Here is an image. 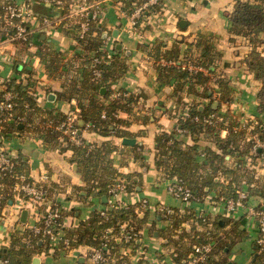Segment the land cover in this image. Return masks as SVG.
I'll list each match as a JSON object with an SVG mask.
<instances>
[{"label": "crops", "instance_id": "1", "mask_svg": "<svg viewBox=\"0 0 264 264\" xmlns=\"http://www.w3.org/2000/svg\"><path fill=\"white\" fill-rule=\"evenodd\" d=\"M14 1L21 3V0ZM121 1L104 0L101 13L106 31H109L113 37L112 43L103 45L102 48L109 56L123 57L126 65V70L110 83V92L105 101L118 98L120 96H116L118 91L124 93L122 95L136 96L133 103L134 111L132 113L120 111L118 114L128 121L124 128L133 134L128 137H134L135 143L123 144L121 137H114L117 148L110 153L112 165L118 172L134 173L136 191L123 192L120 198L133 203L146 197L151 203L161 202L183 213L186 212V208L182 206L179 199L167 191L168 179L158 176V170L154 164L153 139L157 131L173 129L181 113L187 111L189 103L198 102L202 105L208 102V98L188 93L185 85L179 93L180 98H176L173 94V79L166 82L157 77L156 64L159 60L152 56L153 46L157 41H161L164 46H170L175 39L182 38L183 41L180 42L182 53L189 49L194 54H199L193 42L198 33H205L214 51L218 52L217 57L214 58L215 66L212 67L214 70L210 74L209 82L214 89L213 96L219 95L215 79L219 77L226 79L231 87L232 100L226 103L230 113L242 122L248 121L251 124L255 118L264 121V111L259 112L257 108L260 80L254 76L246 61L253 44L247 36L233 34L229 30V14L235 0H163L162 7L148 11L147 15L139 18L135 25L131 23L126 11L122 10ZM31 9L33 16L27 19L31 30L30 45L15 43L6 36L0 38V79L15 77L25 82V74L20 70H30L33 80L31 88L38 106L43 110L52 109L53 112L59 110L66 113L76 100L74 97L67 99L58 96L57 92L64 89V83L81 66L83 55L77 51H81L82 48L70 31L71 28L62 26V22L58 21L59 15L61 21L66 18L63 19L61 13L51 3L35 0ZM43 16L49 17L47 24L42 23ZM181 20L184 22L180 25ZM257 37L260 41L256 43V48L264 54V30L260 31ZM118 44L120 47L117 46ZM40 47L60 52V60L54 70L49 72L45 60L35 52ZM10 58L16 59L15 66L9 61ZM215 102L217 103L214 100L213 105H216ZM226 105L222 104L220 110L223 111ZM143 115L148 116L146 120L141 119ZM250 127V125L247 126V129L249 130ZM248 130L246 137L255 135L248 133ZM220 134L224 136L226 130L222 129ZM82 135L89 141H102L105 138L95 131L85 130ZM178 137L187 144L193 141L191 135L187 133H178ZM198 143L201 147L205 145L214 147L213 143L202 135ZM1 145L13 154L21 155L26 161L30 177L37 179L43 173L49 175L47 182L51 189L50 196L60 205L65 225L76 226L81 219H86L93 209L104 205L102 198L99 200L94 196H87L83 190H81V196L75 192L74 186L81 185L82 180L77 164L67 160L71 150L61 153L42 142L38 134L33 132L28 134V130L3 138ZM134 145L135 147H132ZM137 151H140L141 156H134ZM228 157L226 155V158ZM197 160L203 166H207L204 154L199 153ZM243 166L254 169V176L256 178L258 176V180L264 182V156H259L255 161H250ZM242 182L240 186L248 190V183L244 181L245 183L242 184ZM214 193V190H211L201 200H192L187 205V211H205L211 219L209 229L214 228L216 220L220 225L224 224V229H220L222 232L226 229L230 230L232 224L237 223L236 229L243 230L244 234L237 237L231 247H226L222 255L227 258L226 262L230 260L233 264H251L256 255L255 239L259 233V224L256 217L247 213V204L264 206V195L250 194L246 205H238L227 212L224 205L213 198ZM22 209L27 210L24 222L20 220ZM38 210L32 203L24 201L13 193L12 198L1 210L0 247L10 243V234L13 230L22 231L30 226ZM191 214L181 223L182 229L188 231L191 226L199 229L197 224L192 223ZM143 215L144 212L140 213V216ZM161 219L159 213L154 210L147 211L146 219L140 226L142 236L140 240L138 239V243L141 244L135 250L127 249L125 264H140L138 259L140 249L137 248L142 245H146L148 250L154 253H162L164 264H176L172 257L174 246L166 243L161 235L160 229L164 228L161 224H165ZM203 228L199 230H205ZM89 247L91 245L80 244L66 251L50 249L46 252H37L33 255L31 263L89 264L87 257ZM218 256L213 254V257ZM34 257L37 258L36 261H33Z\"/></svg>", "mask_w": 264, "mask_h": 264}, {"label": "trees", "instance_id": "2", "mask_svg": "<svg viewBox=\"0 0 264 264\" xmlns=\"http://www.w3.org/2000/svg\"><path fill=\"white\" fill-rule=\"evenodd\" d=\"M8 1L15 3L14 0H0V38L14 31V20L10 21L4 15V4ZM122 1L124 3L123 8L131 11V2L133 0ZM263 5L264 0H235L229 14L230 32L247 36L253 44L246 61L254 76L260 80V87L257 92V108L259 112L264 111V54L257 50L256 43L260 41L257 37L258 33L264 30ZM66 6L69 5L66 3ZM158 7L159 5L155 4L150 9ZM89 22L90 27L82 38L77 37L74 30H70L75 36L78 45L82 48L77 53L83 55V61L81 66L77 68L76 73L64 83V89L57 92L58 96L67 99L74 97L76 100V104L79 107V120L76 125L79 127L78 136L81 142L79 144L74 143L68 139V136L63 135L61 131L45 125L48 119H52L53 124L58 123L64 119L65 113L59 110L53 112L52 109L43 110L38 106L31 88L33 82L31 71L27 69L20 70V72L25 74V82L21 78L15 77H7L2 81L3 85L7 88L12 87L13 91L16 92L14 113L22 117L17 122H5L3 124V132L5 137H9L13 133L29 130L38 134L42 142L47 146L57 149L61 153L71 150L67 160L77 164L82 180L81 185L74 186L75 192L81 196V190H83L87 196H94L101 200L103 195L106 198L109 196L108 187L116 179L125 182L126 193L136 191V182L133 180L134 173L122 174L118 172L112 165V158L110 157V153L117 148L114 137L122 138L123 136L133 135L124 128L128 121L118 114L120 111L132 113L136 96L121 94L118 98L115 97L105 101L110 92V83L126 70V65L123 57L109 56L107 51L102 48L103 39L100 34L105 28L103 21L98 23L96 19L89 17ZM26 25L29 27L28 22H26ZM12 41L26 45V40L15 39ZM182 41V38H177L170 46H164L161 41H157L151 51L152 56L156 60L164 58L181 62L189 61L205 67L207 72L181 69L175 64L162 66L157 61V77L159 80L166 82L173 79V94L178 99L180 98L179 93L185 85L188 93L207 97L208 102L202 103V105L198 102L189 103L187 116L178 117V127L182 128L184 133L191 135L192 143H184L178 137L175 127L169 131L161 129L155 133L153 139L155 149L154 164L158 170V176L160 178L176 176L194 192L198 200H201L211 190L215 192L213 195L214 199L219 196H235L237 189L241 187L242 180L248 183L249 194L264 195V182H260L258 176L257 178L254 176V169L247 168L241 164L244 155H248L251 161H255L257 157L262 156V148H256L255 153L251 152L255 138L246 136L247 126L250 125L248 133L255 134L260 140H264V121L260 118H255L253 123L250 124L248 121L242 122L230 113L226 103L232 100L231 87L228 85V81L222 77L215 79L219 95L213 97L214 89L209 85V82L210 74L214 70L212 67L215 66L214 58L217 57L218 52L214 51L213 45L205 33H198L195 42H193V45L198 48L199 54H194L189 49L184 50L182 53L180 47V42ZM189 44L191 45V43ZM35 52L45 60L49 72L54 70L57 63H59L60 52L57 50L40 47ZM93 56L101 57V61L93 63ZM9 61L15 66L16 59L10 58ZM95 68L100 69L99 77H94L93 70ZM102 87L104 88L103 93L101 92ZM214 100L217 101L216 105H213ZM25 103H27V106L24 105ZM222 104L226 105L223 111L220 110ZM103 111L105 112V117L101 116ZM210 112L216 113V119L212 124H206L192 118L194 114L203 116ZM141 117V119L146 120L148 116L143 115ZM18 123H22V127H18ZM222 129L226 130L224 136L220 134ZM85 130L95 131L105 136V138L102 141H89L82 135ZM61 134L62 138H60ZM201 135L212 142L214 147L212 145L201 147L198 143ZM132 147H135V145ZM200 152L204 153L207 166H203L197 160ZM226 155L229 157L226 158ZM134 156H141L140 151L135 152ZM13 173L28 174L26 161L22 159L21 155L16 157L15 164L10 171L4 174L0 173V182L2 183V186H0V215L2 207L12 198L13 191L11 187L16 181ZM45 184L47 197L51 200V204L54 205L57 202L50 196L51 189L48 182L46 181ZM244 201L246 202V199ZM103 206L109 215L107 219L99 215L98 209H93L88 217L81 219L76 226L64 228L65 236L68 238L67 245L60 241L57 247H53L49 241L39 235H34L30 227H26L22 231L15 229L11 232L10 243L7 246L0 247V255L8 258L11 263L32 264V257L37 252H46L50 249L66 251L80 244L97 246L103 241L102 232L108 225H113L114 228L111 233H114L117 231L119 222L129 220L136 229L140 230L141 223L146 219V213L149 210L142 208L139 202L111 206L106 200ZM39 207L43 209L44 204L39 205ZM172 210L173 212L168 215L170 219L167 226L160 229V232L166 243L174 246L172 257L176 264H179L188 255L193 244L207 240L212 241V250L210 251L208 263H227V258L222 255V252H224L226 247H231L237 237L244 234L243 230L236 229L237 223L232 224L230 230H223L224 232L220 231L224 224L220 225L218 220L214 222V228L208 229V231H201L195 226H191L187 231L180 226L193 212L191 210L187 211V208L186 212L183 213H179L175 207H172ZM142 212H144V215L140 216ZM160 217L162 218V215ZM172 234L175 235L172 236ZM262 235L264 236V233ZM137 240V237L133 240L135 247L141 244ZM124 244L123 241L117 242L115 239L107 241V253L112 264L125 263L127 255L119 253L120 247ZM255 249L256 255L253 257L251 264H264V249L257 252L258 244L256 243ZM213 254L219 256L213 257ZM158 257L162 258V253H158ZM139 262L142 264L144 259L139 258Z\"/></svg>", "mask_w": 264, "mask_h": 264}, {"label": "built area", "instance_id": "3", "mask_svg": "<svg viewBox=\"0 0 264 264\" xmlns=\"http://www.w3.org/2000/svg\"><path fill=\"white\" fill-rule=\"evenodd\" d=\"M35 0H24L21 3L7 2L4 4V15L10 20L13 21L14 31L11 34H8L6 37L10 40H26L25 44H31V30L30 27L26 25L27 19L29 16H33L31 5ZM36 1H46L52 4L59 13H61V17L64 21H61L59 15V22H62V26L69 27L76 32L77 37H84L86 32L90 27L89 17L96 19L98 23H101L103 20L101 19L102 13V2L104 0H36ZM163 0H133L131 11H127V9L123 8L124 3L121 1L122 10L126 11L128 16L130 17V21L133 25L137 24L139 18L147 15L148 11H152L150 7L152 5H159V7L163 6ZM67 5L69 6H66ZM69 7V9H68ZM68 9V10H66ZM263 15H264V5H263ZM41 21L43 24H47L49 22V17L43 16L41 17ZM103 45L110 44L113 41V37L111 36L109 31H106L104 28L101 31ZM93 63H98L101 61V57L93 56ZM160 65L166 66L170 64H175L181 69H188L191 71L202 70L207 72V69L201 65H196L189 61H177L175 59L166 60L164 58H160ZM94 77L100 76V69L95 68L93 70ZM7 78V77H6ZM4 78V79H6ZM4 79H0V173L4 174L7 171H10L14 164L17 155L13 154L11 151L6 150L2 145V139L5 138L3 132V124L5 122H17L22 119L21 116H17L14 113V106L16 92L13 91L12 87L7 88L2 84ZM124 93H120L118 91L116 96H119ZM214 97V96H213ZM27 106V103L24 104ZM102 117H105V112L101 113ZM181 117L187 116V111L181 113ZM194 120L202 121L206 124H212L216 119V113L210 112L206 115L200 116L198 114H194L192 116ZM79 120V107L74 102V104L68 109L65 113L64 119L59 121L56 124H53L52 119H48L45 123L47 127H53V129H57L61 131L63 135L68 136V139L74 143L79 144L80 138L78 136L79 127L76 125ZM244 125V124H243ZM175 130L177 133H184V130L178 127V119L175 124ZM32 132L28 130V134ZM62 134L60 138H62ZM254 142L251 147V152L255 153L256 148H262L264 156V140H260L256 135L253 136ZM204 154L203 152H200ZM251 161L250 157L246 155L243 158L242 165L249 163ZM15 175L16 181L11 187V190L15 195L21 197L24 201H29L34 205L36 210H38L39 205L44 204V208L38 210L36 214V218L34 222L28 226L31 229V232L34 235H39L40 237L49 241L50 245L53 247H57L58 243L62 241L67 245L68 238L65 236L64 228L71 227L70 225H65L62 209L58 203L54 205L51 204V200L47 197V187L45 182L49 178L47 173H43L39 178L35 179L29 176V174L24 173H13ZM168 179L166 188L167 191L174 197L180 200L182 206L184 208H188V204L192 200H198V198L194 195V192L186 185H184L179 178L176 176H172ZM245 182L243 181L242 184ZM0 186L2 183L0 182ZM109 196H107V202L111 206H121L127 205L124 200L120 198V195L125 192V182L123 180H114L108 187ZM251 195L248 190L241 186L237 189V193L235 196H219L216 201L224 205L226 211H232L238 205H246L245 199L247 200ZM139 204L144 209H151L155 212L162 215V219L165 224H161L166 227L169 222V217L173 210L169 205H165L161 202L151 203L146 197H142L139 201ZM99 210V215L104 219L109 217L104 206L96 208ZM247 213L256 217L259 224V233L255 239V243L258 244L257 252L264 249V206H253L247 204ZM192 223L197 224L199 229L203 228L205 231H208L209 226L211 224V219L209 215L202 210L193 211L191 214ZM207 227V228H206ZM113 225H108L103 229L102 237L103 241L97 245L89 247L87 251V257L89 260V264H112L110 262V256L108 255V246L107 241L110 239H115L117 242L123 241L125 244L122 245L119 249V253L127 255V249L135 250L133 240L137 237L139 240L141 239V230L135 228V226L129 221L124 220L118 223L117 231L111 233L113 229ZM138 241V240H137ZM140 249L138 251V259L143 258L144 262L142 264H164V258H159L158 253H154L151 250H148L146 245H142V247L137 248ZM212 250V241L207 240L203 242H199L197 244L192 245L191 251L188 255L181 260L179 264H209L208 260L210 258V251ZM0 264H15L11 263L8 258L0 255ZM125 264V263H124Z\"/></svg>", "mask_w": 264, "mask_h": 264}, {"label": "water", "instance_id": "4", "mask_svg": "<svg viewBox=\"0 0 264 264\" xmlns=\"http://www.w3.org/2000/svg\"><path fill=\"white\" fill-rule=\"evenodd\" d=\"M182 22H184V20H181V21H180V25H181ZM117 46L120 47V44H118ZM101 92H102V93L104 92V88H103V87L101 88ZM214 104H216V102H215ZM80 122H81V121H80ZM18 127H22V123H18ZM121 142H122L123 144H129V145H132V144L135 143V138H134V137L123 136V137L121 138ZM102 200H103L104 202L107 200L105 195L102 196ZM26 214H27V210H26V209H22V210H21V213H20V220H21L22 222L25 221V219H26ZM36 260H37V258L34 257L33 261H36ZM226 264H233V262L229 260V261H227Z\"/></svg>", "mask_w": 264, "mask_h": 264}, {"label": "rangeland", "instance_id": "5", "mask_svg": "<svg viewBox=\"0 0 264 264\" xmlns=\"http://www.w3.org/2000/svg\"><path fill=\"white\" fill-rule=\"evenodd\" d=\"M21 2H22V0H21ZM19 3H20V2H19ZM5 143H7V141H6ZM237 258H238V256H237ZM239 258H241V256H239ZM238 260H240V259H238Z\"/></svg>", "mask_w": 264, "mask_h": 264}]
</instances>
